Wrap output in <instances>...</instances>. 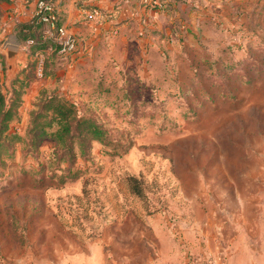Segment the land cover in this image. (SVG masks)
Wrapping results in <instances>:
<instances>
[{"label":"rangeland","instance_id":"rangeland-1","mask_svg":"<svg viewBox=\"0 0 264 264\" xmlns=\"http://www.w3.org/2000/svg\"><path fill=\"white\" fill-rule=\"evenodd\" d=\"M179 1L164 8L170 32L158 48L101 86H54L27 55L37 81L11 129L23 135L39 92L58 89L107 138L70 172L47 139L0 152V264H150L184 250L173 244L199 254L218 234L243 240L240 249L264 241V0ZM4 37L1 50L17 48ZM127 175L145 196L129 192Z\"/></svg>","mask_w":264,"mask_h":264},{"label":"crops","instance_id":"crops-1","mask_svg":"<svg viewBox=\"0 0 264 264\" xmlns=\"http://www.w3.org/2000/svg\"><path fill=\"white\" fill-rule=\"evenodd\" d=\"M36 1L0 0V48L3 47L5 32L16 40L18 32L16 24L33 19ZM50 1L55 7L60 24L77 41L75 53L56 55L52 74L42 78L54 86L61 84L63 89L68 86L76 87L77 84L87 85L88 81L93 79L95 87L101 86L105 84L104 81L109 77L110 72L122 69L123 63L133 62L136 54L139 52L143 54L150 48H158L161 35L170 32L168 29L171 23L170 10L164 8L167 6L174 11V7L181 4L179 0H160L161 8L152 9L143 5L142 0ZM93 9H98L100 13L89 19L87 13ZM42 38L50 44L46 46L45 51L35 52L38 64H42L44 55L56 50L50 40ZM16 43L19 48L17 46L18 55L15 64L12 69H8L6 64L8 72L13 77L27 66L28 49L32 45V40L24 43L16 40ZM6 47L7 45L2 49L3 51L0 49V59L3 57L6 59ZM2 81L1 75L0 82ZM36 81L32 80L29 83L22 96L20 115L26 105L29 89ZM5 84L8 85L7 82ZM57 91L59 92L58 89ZM34 96L35 94L30 97L28 104ZM240 241L243 242L238 240L236 243L234 238L226 239L223 234H218L212 244L199 249V254L197 251L189 250V244H173L175 250L181 247L184 250L180 251V254L157 253L148 261L150 264H185L188 255H195L201 258L214 257L219 264H264V241L251 240L244 249L239 248Z\"/></svg>","mask_w":264,"mask_h":264},{"label":"trees","instance_id":"trees-1","mask_svg":"<svg viewBox=\"0 0 264 264\" xmlns=\"http://www.w3.org/2000/svg\"><path fill=\"white\" fill-rule=\"evenodd\" d=\"M16 26L18 27L16 40L20 43L32 40L28 56L36 59L35 52L45 51L46 46L50 44L42 38L44 25L34 16L30 21L18 22ZM56 55L65 54H60L56 49L44 55L40 77L52 74ZM31 67L32 63L28 62L27 66L20 70L8 85L0 82V152L10 156L12 144L22 143L25 152L28 153L36 149L42 140L47 139L53 143L50 154L53 161L67 162L66 170L70 172L72 163L78 154H86L93 142L105 141L107 129L93 117L80 114L74 102L66 95L57 90L50 93L42 90L31 103L28 111V125L23 135L12 130L11 123L20 115L22 96L33 80L26 75ZM21 73H23L22 76H20ZM124 179L129 182L128 189L131 194L137 197L145 196L144 186L139 177L127 175ZM82 193L84 194V189ZM78 228L83 230L84 227L80 225Z\"/></svg>","mask_w":264,"mask_h":264},{"label":"built area","instance_id":"built-area-1","mask_svg":"<svg viewBox=\"0 0 264 264\" xmlns=\"http://www.w3.org/2000/svg\"><path fill=\"white\" fill-rule=\"evenodd\" d=\"M142 4L148 8L161 7L160 0H142ZM100 12L93 9L87 13V17L92 19ZM37 21L44 25L43 37L51 41L55 49L60 54H73L77 49L75 37L60 24L58 14L56 13L53 3L49 0H37L35 3V13ZM185 264H219L214 257L201 258L195 255H188Z\"/></svg>","mask_w":264,"mask_h":264},{"label":"water","instance_id":"water-1","mask_svg":"<svg viewBox=\"0 0 264 264\" xmlns=\"http://www.w3.org/2000/svg\"><path fill=\"white\" fill-rule=\"evenodd\" d=\"M17 55H18V49L7 45L5 50V56L7 60L8 69H12V67L14 66Z\"/></svg>","mask_w":264,"mask_h":264}]
</instances>
